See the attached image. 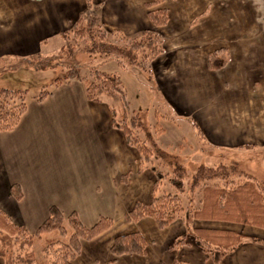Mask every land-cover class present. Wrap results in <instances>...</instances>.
<instances>
[{
	"label": "crops",
	"instance_id": "0c3cea01",
	"mask_svg": "<svg viewBox=\"0 0 264 264\" xmlns=\"http://www.w3.org/2000/svg\"><path fill=\"white\" fill-rule=\"evenodd\" d=\"M150 1L93 3L105 29L133 37L151 30L146 8ZM212 1L164 0L168 21L153 29L163 37L164 52L157 57L163 61L160 65H156L157 58L152 62L149 77L156 79L160 92L178 113H195L198 133L207 145L246 150L249 156L258 152L264 168V43L259 42L264 41V33L251 31V23L237 16L231 24L219 16L221 6L213 7L212 3L219 2ZM84 7L85 0H0V58L40 55V44L51 36L62 38ZM207 19L219 22L221 29L229 27L222 41L170 51L164 30L168 29L169 36L189 40L195 37L196 24ZM219 50L228 57L227 64L210 70L207 58ZM172 63L198 69L197 78L183 82V89L171 83ZM104 99L89 102L82 83L73 80L53 88L41 102L27 101L17 126L0 132V208L29 234L37 231L52 206L64 218L77 214L86 228L100 217L111 219L108 230L91 240H80L81 251L72 264H172L175 260L181 264H214L191 239L170 248L194 227L233 225L192 221L185 212L165 228L147 217L137 222L125 220V213L136 202L150 203L155 176L149 168L141 167L138 151L112 126L111 103ZM249 175L264 184V172L260 178ZM12 185L18 186L20 200L9 194ZM161 188V192L170 189ZM236 226L243 240L218 264H264V229ZM129 233H140L146 239L145 255L113 256L110 247L114 238ZM3 260L0 258V264Z\"/></svg>",
	"mask_w": 264,
	"mask_h": 264
},
{
	"label": "trees",
	"instance_id": "16d2710c",
	"mask_svg": "<svg viewBox=\"0 0 264 264\" xmlns=\"http://www.w3.org/2000/svg\"><path fill=\"white\" fill-rule=\"evenodd\" d=\"M162 3L163 0H153L146 4L148 19L154 27H162L168 21L167 10L159 7ZM97 8L93 0H85V7L71 30L62 33L63 40H67L70 34L73 38H82V46L88 54H114L150 74L152 62L164 52L162 35L158 31L145 30L138 37L129 38L120 31H108L101 23ZM227 61L224 51L219 50L208 56L207 66L210 70H220ZM73 80L82 83L89 102L99 103L103 98L110 99L113 104L110 107L112 126L120 130L127 143L138 151L141 167L149 168L154 173L150 203L136 202L125 213L127 222H137L147 217L159 228H165L185 212L192 221L264 229V185L241 171L236 163L200 165L188 177L186 169L177 158L156 145L155 137L162 132L161 127L156 125L158 127L153 135L150 126L139 114L128 116L125 93L116 75L97 69L80 75L76 70L68 69L62 78L56 77L50 88L43 87L32 99L41 102L53 88ZM27 97L26 90L0 89V132L10 131L17 126L27 109ZM164 164L172 167L171 172L160 170L161 167L165 168ZM164 181H167L172 191L159 190ZM187 187L190 196L183 207L182 197L185 198ZM9 194L16 200L21 199L17 185L10 187ZM111 225V219L100 217L92 227L86 228L77 214L71 213L64 218L52 206L37 231L29 234L23 225L13 222L0 208V236L4 234L12 240L9 253V247L0 237V258L5 259L9 253L12 264H72V260L80 254V240H91ZM243 237L241 232L232 228L200 226L178 238L170 249L191 239L205 259L218 264L229 250L241 244ZM146 247L147 241L143 235L129 233L114 238L110 253L113 256H144ZM172 264L181 263L175 260Z\"/></svg>",
	"mask_w": 264,
	"mask_h": 264
},
{
	"label": "rangeland",
	"instance_id": "374dc122",
	"mask_svg": "<svg viewBox=\"0 0 264 264\" xmlns=\"http://www.w3.org/2000/svg\"><path fill=\"white\" fill-rule=\"evenodd\" d=\"M217 1L219 4L212 3V5L214 8L221 6L219 8V11H221L219 16H224L231 24H233L232 19L237 16L251 23V31L264 33V0H213L212 2ZM164 5L166 6V4ZM164 5L162 3L159 7L164 8ZM207 20L206 22L201 21L199 24H196L192 34L195 37L189 40H185L183 37L181 39L183 38L184 40H181L179 37L174 38L173 35L169 36L171 33L168 29L164 30L167 45L169 49L171 48L170 51L179 47H186L185 45H188L187 47L192 49V46L195 44H199L203 48L222 41L229 27L225 28L223 26L224 29H221L217 24L219 22L211 19ZM221 20L223 21V18ZM255 25H259V29H256ZM149 28L153 30L158 27L150 24ZM245 31H247V28ZM138 36L135 35L129 38ZM68 37L65 41L60 36L46 38L38 47L37 53L40 55L33 58L23 56L0 58V89L26 90L28 93L27 101H29L39 94L43 87L50 88L52 81L56 77L62 78L68 69H74L80 75L93 69L114 74L121 81V86L125 93L128 116L139 114L142 120L150 126L153 135H155V129L158 126L161 127L162 132L155 137L156 145L175 156L178 162L186 169L188 177L194 174L200 165L214 166L235 163L241 171L248 175L252 174L257 178L263 175L264 168L261 167L262 155L258 152L249 156L246 150L231 149L229 151L218 146L207 145L198 133L195 123V113L187 116L178 113L176 108L170 105L160 92L156 79H150V74L146 70L142 71L138 67L128 64L122 57L114 54L94 53L90 55L82 46V38H73L71 34ZM259 42L264 43L263 40H259ZM192 55L194 59V53ZM170 58L175 59L178 57ZM168 59L169 57L167 61ZM155 61L156 65H160L163 58H157ZM182 66L184 65L172 63V72L170 74L172 79L170 80L171 83L174 81L183 89V82H193L197 78L196 74L199 71L198 69L197 71L193 69L192 66ZM108 100L109 102L107 99H104L107 103H111L109 105H113L110 99ZM183 103L186 105L185 100ZM193 103L194 101L191 105ZM164 165L165 168L161 167L160 170L171 172L172 167ZM164 182L166 183L162 184L161 190H163L164 186L170 187L167 181ZM168 190L172 191V188ZM188 196H190V192L187 187L185 198L182 197L183 207L186 206ZM237 227L236 225L231 226V228L238 231L239 228ZM0 237L4 239L10 253L12 240L4 234H1ZM9 253L2 264H12Z\"/></svg>",
	"mask_w": 264,
	"mask_h": 264
}]
</instances>
